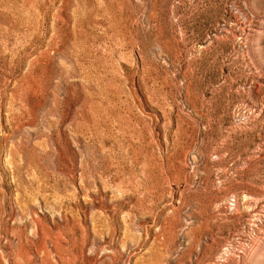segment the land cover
<instances>
[{
    "label": "rangeland",
    "instance_id": "1",
    "mask_svg": "<svg viewBox=\"0 0 264 264\" xmlns=\"http://www.w3.org/2000/svg\"><path fill=\"white\" fill-rule=\"evenodd\" d=\"M0 264H264V0H0Z\"/></svg>",
    "mask_w": 264,
    "mask_h": 264
},
{
    "label": "bare ground",
    "instance_id": "2",
    "mask_svg": "<svg viewBox=\"0 0 264 264\" xmlns=\"http://www.w3.org/2000/svg\"><path fill=\"white\" fill-rule=\"evenodd\" d=\"M258 216H259V215H258ZM237 254H238V253H237ZM239 255H240V254H239ZM236 256H237V255H236ZM238 258H239V256H238ZM238 258H237V259H238ZM240 258H241V256H240ZM240 258H239V260H240ZM232 260H233V259H232ZM234 260H235V259H234Z\"/></svg>",
    "mask_w": 264,
    "mask_h": 264
}]
</instances>
